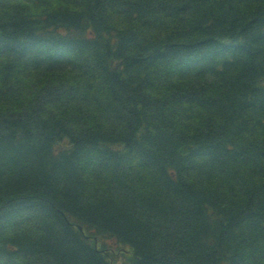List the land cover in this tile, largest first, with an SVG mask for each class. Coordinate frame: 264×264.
Returning a JSON list of instances; mask_svg holds the SVG:
<instances>
[{
    "label": "trees",
    "instance_id": "1",
    "mask_svg": "<svg viewBox=\"0 0 264 264\" xmlns=\"http://www.w3.org/2000/svg\"><path fill=\"white\" fill-rule=\"evenodd\" d=\"M80 225L264 264V0H0V264L114 262Z\"/></svg>",
    "mask_w": 264,
    "mask_h": 264
},
{
    "label": "rangeland",
    "instance_id": "2",
    "mask_svg": "<svg viewBox=\"0 0 264 264\" xmlns=\"http://www.w3.org/2000/svg\"><path fill=\"white\" fill-rule=\"evenodd\" d=\"M81 24H82V26H84V25H85V23H84V22H82ZM151 96L157 97V96H156V94H154V93H152V94H151Z\"/></svg>",
    "mask_w": 264,
    "mask_h": 264
}]
</instances>
